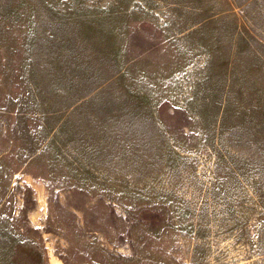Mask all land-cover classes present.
Listing matches in <instances>:
<instances>
[{
	"label": "rangeland",
	"instance_id": "rangeland-1",
	"mask_svg": "<svg viewBox=\"0 0 264 264\" xmlns=\"http://www.w3.org/2000/svg\"><path fill=\"white\" fill-rule=\"evenodd\" d=\"M0 264H264V0H0Z\"/></svg>",
	"mask_w": 264,
	"mask_h": 264
}]
</instances>
